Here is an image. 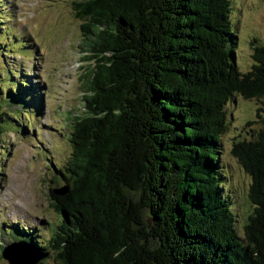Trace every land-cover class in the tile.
Instances as JSON below:
<instances>
[{
  "label": "trees",
  "instance_id": "1",
  "mask_svg": "<svg viewBox=\"0 0 264 264\" xmlns=\"http://www.w3.org/2000/svg\"><path fill=\"white\" fill-rule=\"evenodd\" d=\"M233 6L74 1L88 64L64 126L71 150L48 188L59 221L43 239L36 226L14 224V242L41 257L32 264L50 256L56 264H264V44L251 39V66L239 70ZM25 76V95L15 82L6 94L30 99ZM2 90L0 133L9 106ZM237 95L258 102L260 123L230 149L250 177L241 233L219 156Z\"/></svg>",
  "mask_w": 264,
  "mask_h": 264
},
{
  "label": "rangeland",
  "instance_id": "2",
  "mask_svg": "<svg viewBox=\"0 0 264 264\" xmlns=\"http://www.w3.org/2000/svg\"><path fill=\"white\" fill-rule=\"evenodd\" d=\"M74 1L0 0L1 102L9 105L0 133V264H9L1 252L17 241L15 223L31 229L36 226V232L41 231L38 238L43 239L48 228L59 221L48 188L58 186L50 180L71 150L64 126L68 112L79 108L88 64L83 58V21L75 16ZM231 19L237 35L236 64L245 71L252 62L251 39L264 44V0H234ZM25 75L31 78L30 99L11 98L6 89L12 82L16 92L26 94L18 88ZM22 86L30 85L24 81ZM257 103L239 95L232 97L221 135L223 179L240 233L251 209L247 197L250 177L230 149L236 139L249 137L250 130L260 126ZM252 120L256 122L247 125ZM39 264L56 262L50 256Z\"/></svg>",
  "mask_w": 264,
  "mask_h": 264
},
{
  "label": "water",
  "instance_id": "3",
  "mask_svg": "<svg viewBox=\"0 0 264 264\" xmlns=\"http://www.w3.org/2000/svg\"><path fill=\"white\" fill-rule=\"evenodd\" d=\"M66 185L54 189V193H65ZM34 248L26 242L18 241L8 244L2 250V256L9 264H32L41 257L34 252Z\"/></svg>",
  "mask_w": 264,
  "mask_h": 264
}]
</instances>
